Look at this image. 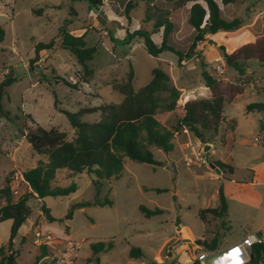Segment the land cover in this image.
I'll return each mask as SVG.
<instances>
[{
    "label": "rangeland",
    "instance_id": "1",
    "mask_svg": "<svg viewBox=\"0 0 264 264\" xmlns=\"http://www.w3.org/2000/svg\"><path fill=\"white\" fill-rule=\"evenodd\" d=\"M123 1L129 0H103L99 10H94L113 22L115 28L110 36L103 35L107 29L97 18L89 16L86 0H0V26L5 30V39L0 41V84L7 78L15 79L2 101L9 115L0 118V210L8 196L18 201L24 195L26 187L21 173L43 160L25 140L24 131L36 125L46 129L55 127L67 140H73L74 129L63 111L77 112L85 107L121 103L123 95L113 84L125 81L131 67L136 91L151 81L156 67L168 72L180 90L177 109L161 116V122L168 127L177 125L178 110L186 102L212 97L205 85L204 70L220 81L244 86V93L233 102L225 103L226 122L220 132L206 135L208 143L183 128L175 133L176 148L172 153L154 148L155 157L164 166L154 167L127 159L123 176L114 182L101 181L99 192L94 175L58 171L54 187L75 183L78 188L68 196L28 198L26 220L14 236L12 247L18 254V264H34L40 254L39 247L33 243L37 227L51 231L59 240H84L77 264L87 263L92 255L91 245L98 242L114 243L112 249L99 253L100 264H163L165 261L175 264L176 257L184 251H195L196 242L211 240L210 233L216 234L219 246L236 245L264 221V165H259L262 180L254 185H251L250 173L243 168L246 162L264 152V109L247 110L250 104H264V65L252 63L244 75L227 64L222 75L215 72V66L221 63L215 61L222 52L219 46L231 52L264 34V0H233L222 5L223 18H241L244 25L234 32L208 34L194 53L182 61L169 51L159 57L150 55L140 37L129 44L122 42L128 32L143 26L151 29L150 22L143 23L147 15L171 16L178 8V1L141 0L130 19L124 14ZM43 6H47L43 13L34 12ZM182 11L177 18L178 28L170 39L186 54L193 42V31L186 22L185 9ZM60 27L74 34H85L87 45L97 48L94 59L89 62L94 74L86 83H79V89L70 88L56 78L60 76L78 83L83 70L76 56L60 47L57 39ZM152 39L160 45L162 29ZM51 40H55L54 47L39 52L32 71L29 63L36 55V44ZM99 118V112L82 116L86 122ZM256 137L260 142L255 141ZM203 145L209 164L202 163L197 155ZM191 157L189 161L187 158ZM216 161L231 165L233 176L213 169L210 164ZM233 177L232 182H225L228 214L218 218L209 210L220 204L218 189L224 179ZM6 188L10 191L3 193ZM157 188L168 191L159 193L154 190ZM106 199L112 204L104 203ZM87 201L92 205L79 206ZM43 204L50 209L53 220L43 213ZM140 205L150 209L159 207L163 213L147 218L140 211ZM201 213L204 220L199 216ZM223 222L230 228H223ZM9 238V223L3 222L0 246ZM177 242L182 246L173 258ZM132 247L140 248L143 257H131ZM38 264H51V259H43Z\"/></svg>",
    "mask_w": 264,
    "mask_h": 264
},
{
    "label": "trees",
    "instance_id": "2",
    "mask_svg": "<svg viewBox=\"0 0 264 264\" xmlns=\"http://www.w3.org/2000/svg\"><path fill=\"white\" fill-rule=\"evenodd\" d=\"M90 10H99L103 0H86ZM141 0L123 1L124 14L130 19L131 12L138 7ZM178 8L173 10L171 16L159 13L147 15L143 23H151V29L145 26L128 32L122 40L123 44L131 43L135 37H140L148 53L159 57L164 52H172L178 56L179 61L190 57L196 47L205 41L208 34H216L219 31L234 32L240 29L244 22L241 18L231 20L222 17V5L233 0H177ZM47 6L34 9L35 13L41 14ZM185 9L187 14L186 22L193 31V42L189 51L183 54L170 37L178 28L177 18ZM162 29V41L157 45L152 35ZM108 31V30H107ZM111 36V32L108 31ZM5 39V30L0 26V41ZM57 39L60 47L69 50L76 56L78 62L83 66L79 74V82L72 83L63 77L57 76L58 80L73 89H79V83H86L88 78L94 74L89 62L94 59L97 52L95 46H88L85 34L77 35L60 27ZM55 40L48 43L39 42L36 44V55L30 60L29 68L34 71L35 61L39 52L44 49H51ZM225 63L234 69L238 74L247 73V68L252 63L264 65V34L256 37L231 52L219 46ZM134 72L131 67L128 77L121 83H114L113 88L123 95L119 104H103L98 107H85L77 112L63 111L68 117L75 132V138L67 140L65 134L55 127L46 129L40 125L35 128H28L24 131L25 140L43 160L37 166L31 167L21 173L22 182L26 191L18 201L6 198V205L0 210V222L13 219L11 237L8 243L0 247V264H18V254L14 252V236L26 220L28 213L27 200L29 197L43 199L46 196H68L77 190V185L71 183L68 186L54 187L57 172L68 171L70 175L86 173L97 178V191L101 181L114 182L120 179L126 169V160L130 159L140 163H148L154 167L164 166V162L157 159L153 149H159L166 154L172 153L176 148L175 133L183 128L191 131L199 140L208 143L207 134H216L222 130L225 118V103H231L235 98L244 93V86L227 83L214 78L208 71H203L205 85L210 88L212 97L189 100L178 110L177 125L168 127L161 122L163 114L175 111L180 98V90L172 83L168 72L161 67L152 70L151 81L140 88H133ZM15 81L14 78H7L0 84V118L8 117L9 112L3 108L2 101L6 95V89ZM57 103V101H56ZM264 104L254 103L247 106V110L264 109ZM99 112V120L86 122L82 116L88 113ZM28 118L32 119L30 115ZM33 120V119H32ZM214 164L221 173L233 174L231 165L225 162L216 161ZM159 193L167 192L168 189H154ZM6 188L3 193L9 192ZM220 204L210 209L214 216L223 218L227 216L228 205L223 184L218 189ZM106 204L112 201L106 199ZM87 201L79 206H89ZM140 211L147 217H153L163 213V209L156 207L150 209L145 205L139 206ZM43 213L53 220L50 209L43 204ZM204 220L203 214H199ZM25 236L22 237V240ZM212 242L201 240L196 242L200 247L213 250ZM113 242H98L91 245L92 255L86 264H100L99 253L112 249ZM7 249L9 253H7ZM40 254L36 257L38 264L43 259L52 255L48 247H39ZM130 256L135 258L143 257L142 250L137 247L130 249ZM53 264V263H52ZM246 264H264V244H255L251 248L250 259Z\"/></svg>",
    "mask_w": 264,
    "mask_h": 264
},
{
    "label": "built area",
    "instance_id": "3",
    "mask_svg": "<svg viewBox=\"0 0 264 264\" xmlns=\"http://www.w3.org/2000/svg\"><path fill=\"white\" fill-rule=\"evenodd\" d=\"M89 16L97 18L98 15L94 10H90ZM104 34L108 35V31L105 30ZM215 61L221 62L215 66V72L218 75H222L225 71L223 59L217 57ZM255 141L260 142V138L256 137ZM211 152L214 153L215 150L212 148ZM206 153L203 145L197 152V155L200 157L202 163L209 164L210 160ZM187 159L191 161L192 157ZM83 241L84 240L69 239L65 242H61L51 231L43 230L41 227H37L34 230L33 236L34 245L37 247L46 246L52 252L49 258L53 264H77ZM255 244H264V232L247 234L239 244L232 245L213 256L208 249L203 247L199 249L197 245L194 256L184 251L185 260L182 259L183 253H181L176 257L178 263L175 264H246L250 259L251 248ZM237 249L238 251H234Z\"/></svg>",
    "mask_w": 264,
    "mask_h": 264
},
{
    "label": "crops",
    "instance_id": "4",
    "mask_svg": "<svg viewBox=\"0 0 264 264\" xmlns=\"http://www.w3.org/2000/svg\"><path fill=\"white\" fill-rule=\"evenodd\" d=\"M83 33H80V34H77V35H82ZM100 34V33H99ZM102 34L104 35V32H102ZM85 37H86V35H85ZM218 57H221L222 58V55L220 54V56H218ZM217 58V57H216ZM223 59V58H222ZM223 62H224V64H226L225 63V61L223 60ZM243 94V93H242ZM241 94V95H242ZM240 96V95H239ZM207 149V148H206ZM260 164H262V165H264V152H262V153H260V155H258L257 157H255V159H253V160H251V161H248V162H246L244 165H243V168H244V170H246L248 173H250V178H251V185H254V183H257V182H260L261 180H262V178L260 177V173H259V165ZM251 173H256V175H254V176H252V174ZM232 176H233V174H232ZM264 178V177H263ZM233 180H235L234 179V177L233 178H230V179H224V182H222V184H223V186H224V192H225V190H226V183L225 182H232ZM236 183H238L239 181H235ZM225 196H226V199H227V193L225 192ZM228 205V204H227ZM217 207V206H216ZM227 214H228V211H227ZM226 217V216H225ZM3 222H8L9 223V229H10V237H11V229H12V225H13V223H14V221H13V219H7V220H4V221H2V222H0V225L3 223ZM24 224V223H23ZM222 225L223 226H225V227H223V228H230V226H228L227 224H226V222H223L222 223ZM23 226V225H22ZM22 226H21V228H22ZM20 228V229H21ZM20 229H19V231H20ZM18 231V232H19ZM255 232H264V221H263V223L261 224V225H258V226H256V227H254V229L253 230H251V231H249V232H247L246 234H245V236L247 235V234H251V233H255ZM220 234H222V233H219V235ZM210 236H211V240H209V239H207V242H212V240L214 239V238H216V234H212V233H210ZM244 236V237H245ZM24 237V236H23ZM175 236H172V237H170V238H174ZM243 237V238H244ZM10 239V238H9ZM9 239H8V241H9ZM202 240H206V239H202ZM8 241H7V243H8ZM61 242H65V241H67L66 239L65 240H60ZM7 243H3V245H1V246H4V245H6ZM0 246V247H1ZM232 246V245H231ZM228 247H230V246H219L218 245V243H217V241H216V243L215 244H213V250H209L211 253H212V256L213 255H216V254H219L220 252H222L223 250H225L226 248H228ZM51 264H52V262H51ZM163 264H167V261H165Z\"/></svg>",
    "mask_w": 264,
    "mask_h": 264
},
{
    "label": "water",
    "instance_id": "5",
    "mask_svg": "<svg viewBox=\"0 0 264 264\" xmlns=\"http://www.w3.org/2000/svg\"><path fill=\"white\" fill-rule=\"evenodd\" d=\"M97 21L99 22V24L102 26V27H105L108 31H112L114 30L115 26L113 24V22L109 21L107 19V17L103 16L102 14H98L97 16ZM206 147L208 148V144H206ZM210 166L213 168V169H216V165L214 163H211ZM178 244V245H177ZM182 246V243H175V246H174V253H173V258L174 256L176 255V252L180 249V247ZM195 251H196V248H195ZM195 251L192 252L190 250V255L191 256H194L195 255Z\"/></svg>",
    "mask_w": 264,
    "mask_h": 264
},
{
    "label": "bare ground",
    "instance_id": "6",
    "mask_svg": "<svg viewBox=\"0 0 264 264\" xmlns=\"http://www.w3.org/2000/svg\"><path fill=\"white\" fill-rule=\"evenodd\" d=\"M184 236H186V234H183ZM187 237V236H186Z\"/></svg>",
    "mask_w": 264,
    "mask_h": 264
},
{
    "label": "snow or ice",
    "instance_id": "7",
    "mask_svg": "<svg viewBox=\"0 0 264 264\" xmlns=\"http://www.w3.org/2000/svg\"><path fill=\"white\" fill-rule=\"evenodd\" d=\"M234 251H238V249L237 250H234Z\"/></svg>",
    "mask_w": 264,
    "mask_h": 264
}]
</instances>
